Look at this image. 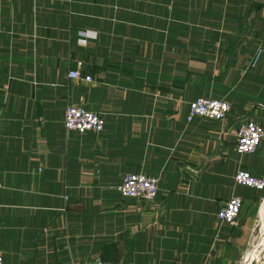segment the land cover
<instances>
[{
    "label": "crops",
    "instance_id": "1",
    "mask_svg": "<svg viewBox=\"0 0 264 264\" xmlns=\"http://www.w3.org/2000/svg\"><path fill=\"white\" fill-rule=\"evenodd\" d=\"M262 48L264 0H0L4 263L240 264L264 228L263 192L234 180L264 176V136L235 148L243 120L264 124ZM200 95L227 117L187 121ZM68 103L104 129H66ZM129 171L158 178L155 199L119 192Z\"/></svg>",
    "mask_w": 264,
    "mask_h": 264
},
{
    "label": "built area",
    "instance_id": "2",
    "mask_svg": "<svg viewBox=\"0 0 264 264\" xmlns=\"http://www.w3.org/2000/svg\"><path fill=\"white\" fill-rule=\"evenodd\" d=\"M261 52L264 53V48H262ZM67 74L71 78L81 76L77 69H70ZM92 78L91 75L84 76L87 81H91ZM187 105L188 108L185 115L187 121H190L195 115L223 120L231 109V104L224 98L204 95L189 100ZM64 108L63 125L68 130H74L79 133L86 131L100 132L105 127L104 117L97 111H91L80 104L70 103L66 104ZM235 134L236 151L240 154L252 152L264 136V124L252 118H246L239 124ZM234 180L237 184L264 191V176H257L250 171L238 168L235 171ZM118 190L126 197L134 196L140 200L152 201L159 193L158 178L143 171H129L124 174L122 182L118 185ZM242 202L240 195L232 194L216 211V219L221 223L235 224ZM0 264H5L1 246ZM73 264H105V262L97 257L90 261ZM240 264H264V242L251 241L248 249L243 252Z\"/></svg>",
    "mask_w": 264,
    "mask_h": 264
},
{
    "label": "rangeland",
    "instance_id": "3",
    "mask_svg": "<svg viewBox=\"0 0 264 264\" xmlns=\"http://www.w3.org/2000/svg\"><path fill=\"white\" fill-rule=\"evenodd\" d=\"M263 196H264V192H263ZM263 199H264V197H263ZM263 199H262V201H263ZM262 201H261V203H262ZM260 203V204H261ZM261 218V220H262V223H263V219H262V217H260ZM262 231V232H261ZM261 232V233H260ZM260 234H264V228H259V226L257 227V228H255V230H254V235H255V237H254V240H252V241H256V242H258L259 241V236H260Z\"/></svg>",
    "mask_w": 264,
    "mask_h": 264
},
{
    "label": "bare ground",
    "instance_id": "4",
    "mask_svg": "<svg viewBox=\"0 0 264 264\" xmlns=\"http://www.w3.org/2000/svg\"><path fill=\"white\" fill-rule=\"evenodd\" d=\"M259 211H260V213H259L260 214V217H262L263 223H264V199H263L262 203L260 204V210ZM259 242H264V234H261L259 236Z\"/></svg>",
    "mask_w": 264,
    "mask_h": 264
},
{
    "label": "trees",
    "instance_id": "5",
    "mask_svg": "<svg viewBox=\"0 0 264 264\" xmlns=\"http://www.w3.org/2000/svg\"><path fill=\"white\" fill-rule=\"evenodd\" d=\"M262 192H264V191H262Z\"/></svg>",
    "mask_w": 264,
    "mask_h": 264
}]
</instances>
